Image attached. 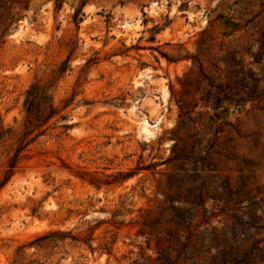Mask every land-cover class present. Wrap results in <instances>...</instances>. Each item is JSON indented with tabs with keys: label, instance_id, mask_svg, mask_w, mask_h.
I'll return each instance as SVG.
<instances>
[{
	"label": "rangeland",
	"instance_id": "374dc122",
	"mask_svg": "<svg viewBox=\"0 0 264 264\" xmlns=\"http://www.w3.org/2000/svg\"><path fill=\"white\" fill-rule=\"evenodd\" d=\"M0 264H264V0H0Z\"/></svg>",
	"mask_w": 264,
	"mask_h": 264
},
{
	"label": "trees",
	"instance_id": "16d2710c",
	"mask_svg": "<svg viewBox=\"0 0 264 264\" xmlns=\"http://www.w3.org/2000/svg\"><path fill=\"white\" fill-rule=\"evenodd\" d=\"M78 11L75 13L74 19H76ZM66 61H63L59 67L60 71H63L66 67ZM87 63V61H86ZM24 111L26 113L29 124L33 130H39L44 132L46 128H41L47 121L50 120L56 114V107L52 103L50 94L42 89L37 83H32L26 90L25 98L23 101ZM41 129V130H40ZM18 159V153L10 158L7 169L4 173L1 184L8 180L13 168ZM44 238L48 236H43Z\"/></svg>",
	"mask_w": 264,
	"mask_h": 264
},
{
	"label": "bare ground",
	"instance_id": "6f19581e",
	"mask_svg": "<svg viewBox=\"0 0 264 264\" xmlns=\"http://www.w3.org/2000/svg\"><path fill=\"white\" fill-rule=\"evenodd\" d=\"M143 128H144V131L150 133V130L146 126H144Z\"/></svg>",
	"mask_w": 264,
	"mask_h": 264
}]
</instances>
